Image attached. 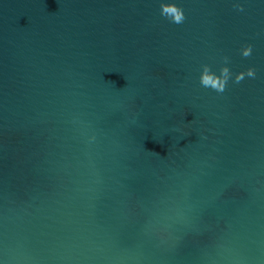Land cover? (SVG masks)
Masks as SVG:
<instances>
[{
	"label": "water",
	"instance_id": "water-1",
	"mask_svg": "<svg viewBox=\"0 0 264 264\" xmlns=\"http://www.w3.org/2000/svg\"><path fill=\"white\" fill-rule=\"evenodd\" d=\"M164 2L0 0V264H264V0Z\"/></svg>",
	"mask_w": 264,
	"mask_h": 264
},
{
	"label": "clouds",
	"instance_id": "clouds-1",
	"mask_svg": "<svg viewBox=\"0 0 264 264\" xmlns=\"http://www.w3.org/2000/svg\"><path fill=\"white\" fill-rule=\"evenodd\" d=\"M233 7L237 11H243V4L235 2ZM160 14L165 17L167 20L174 24H183L186 16L184 9L178 6L175 2H164L161 0L160 4ZM253 47L251 44H247L242 47L241 55L244 58H248L252 55ZM224 65L220 68L219 74L212 71L211 66L208 64L202 65V71L199 77L200 84L204 88H210L215 92L223 93L228 85L229 80L233 77V72L228 67L230 63V58L225 56L223 58ZM248 78L256 77V69L254 67H247L246 69L239 71L234 74V83L239 84L241 81Z\"/></svg>",
	"mask_w": 264,
	"mask_h": 264
}]
</instances>
